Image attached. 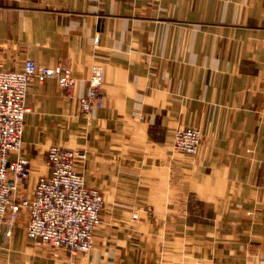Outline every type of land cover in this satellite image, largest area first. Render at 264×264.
Segmentation results:
<instances>
[{
    "label": "crops",
    "instance_id": "1",
    "mask_svg": "<svg viewBox=\"0 0 264 264\" xmlns=\"http://www.w3.org/2000/svg\"><path fill=\"white\" fill-rule=\"evenodd\" d=\"M26 60L75 85L28 89L23 189L50 146L79 150L103 206L89 252L37 245L22 218L0 264H264V0H0V71ZM94 64L101 106L83 116ZM185 128L194 156L173 149Z\"/></svg>",
    "mask_w": 264,
    "mask_h": 264
},
{
    "label": "built area",
    "instance_id": "2",
    "mask_svg": "<svg viewBox=\"0 0 264 264\" xmlns=\"http://www.w3.org/2000/svg\"><path fill=\"white\" fill-rule=\"evenodd\" d=\"M53 80L74 98L75 80L70 71L57 66H37L26 60L19 70L0 71V232L12 234L22 218L24 231L37 245L64 248L71 254L89 252L100 224L103 206L101 194L85 185L81 169L86 161L83 151L50 146L45 153L47 172L40 175L31 193L23 189L30 169L22 156L21 138L28 89L35 81ZM88 93L77 100L83 116L101 106L103 72L99 64L91 66ZM201 143L199 130H177L173 149L194 156ZM15 156L10 160V156Z\"/></svg>",
    "mask_w": 264,
    "mask_h": 264
}]
</instances>
